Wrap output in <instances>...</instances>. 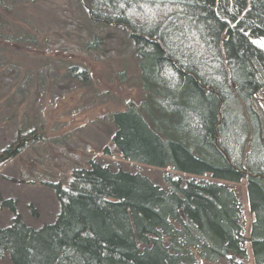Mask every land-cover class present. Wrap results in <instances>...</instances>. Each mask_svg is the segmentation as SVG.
I'll list each match as a JSON object with an SVG mask.
<instances>
[{"label":"trees","instance_id":"1","mask_svg":"<svg viewBox=\"0 0 264 264\" xmlns=\"http://www.w3.org/2000/svg\"><path fill=\"white\" fill-rule=\"evenodd\" d=\"M80 6L90 22L130 38L143 84L141 101L112 115V147L126 161L194 178L167 174L162 187L90 160L67 185L45 183L59 210L39 228L23 222L15 199L1 200L14 216L0 227V258L245 264L241 205L224 183L245 180L248 241L254 264H264V47L256 43L264 40V0H81ZM15 137L23 146L41 139L37 129H18ZM18 151L3 148L0 162Z\"/></svg>","mask_w":264,"mask_h":264},{"label":"rangeland","instance_id":"2","mask_svg":"<svg viewBox=\"0 0 264 264\" xmlns=\"http://www.w3.org/2000/svg\"><path fill=\"white\" fill-rule=\"evenodd\" d=\"M80 1L0 0V154L7 146L19 150L0 162V227L14 216L2 206L3 199H15L17 213L33 228L52 222L59 204L45 183L67 185L73 170L90 160L111 170L140 173L162 187L167 174L182 182L194 178L126 161L112 147V115L129 102L138 104L143 84L130 38L90 22ZM23 128L37 129L41 139L23 146L15 137ZM105 147L109 155L103 153ZM224 183L241 205L244 263L254 264L245 180ZM0 264L12 263L4 256Z\"/></svg>","mask_w":264,"mask_h":264},{"label":"snow or ice","instance_id":"3","mask_svg":"<svg viewBox=\"0 0 264 264\" xmlns=\"http://www.w3.org/2000/svg\"><path fill=\"white\" fill-rule=\"evenodd\" d=\"M256 43L260 44L262 47H264V41H257Z\"/></svg>","mask_w":264,"mask_h":264},{"label":"water","instance_id":"4","mask_svg":"<svg viewBox=\"0 0 264 264\" xmlns=\"http://www.w3.org/2000/svg\"><path fill=\"white\" fill-rule=\"evenodd\" d=\"M264 41V40H263Z\"/></svg>","mask_w":264,"mask_h":264}]
</instances>
